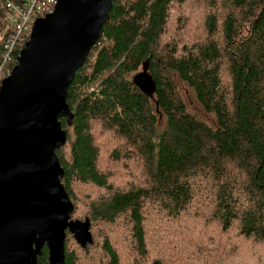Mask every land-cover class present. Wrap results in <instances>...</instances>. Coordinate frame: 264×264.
Listing matches in <instances>:
<instances>
[{
  "label": "trees",
  "instance_id": "trees-1",
  "mask_svg": "<svg viewBox=\"0 0 264 264\" xmlns=\"http://www.w3.org/2000/svg\"><path fill=\"white\" fill-rule=\"evenodd\" d=\"M66 101L61 183L92 241L67 233L65 264H264V0H112Z\"/></svg>",
  "mask_w": 264,
  "mask_h": 264
},
{
  "label": "water",
  "instance_id": "water-1",
  "mask_svg": "<svg viewBox=\"0 0 264 264\" xmlns=\"http://www.w3.org/2000/svg\"><path fill=\"white\" fill-rule=\"evenodd\" d=\"M112 0H55L35 18L17 62L0 81V264H65L67 233L85 246L90 221L72 218L56 150L66 140L61 118L76 70L102 34ZM148 59L133 83L152 97Z\"/></svg>",
  "mask_w": 264,
  "mask_h": 264
},
{
  "label": "built area",
  "instance_id": "built-area-1",
  "mask_svg": "<svg viewBox=\"0 0 264 264\" xmlns=\"http://www.w3.org/2000/svg\"><path fill=\"white\" fill-rule=\"evenodd\" d=\"M55 0H27L19 5L11 0L0 1V22L8 32L5 48V59H9L11 52L16 54L24 45L22 41L29 38L35 18L53 9Z\"/></svg>",
  "mask_w": 264,
  "mask_h": 264
},
{
  "label": "rangeland",
  "instance_id": "rangeland-1",
  "mask_svg": "<svg viewBox=\"0 0 264 264\" xmlns=\"http://www.w3.org/2000/svg\"><path fill=\"white\" fill-rule=\"evenodd\" d=\"M194 21H197V16L195 17V20H193V22H194ZM178 86L180 87L182 94H183L186 98H188V97H189V95H188L189 93H188V89H187V87H186L184 84L181 85L180 82L178 83ZM150 214L153 215V214H157V213L151 212ZM116 234H117V233H116ZM171 238H172V236H171V234L169 233V234H167L166 239H164L163 241H165V242H169V241L171 240ZM173 241H174V242H178V241L175 240L174 238H173ZM186 253H187V248L183 250V255H182V256H184ZM229 263H230V262H227L226 264H229ZM249 264H252V261H249Z\"/></svg>",
  "mask_w": 264,
  "mask_h": 264
}]
</instances>
